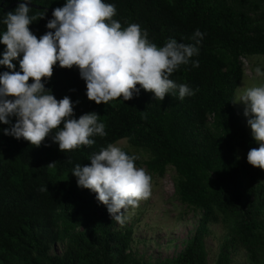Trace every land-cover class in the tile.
Here are the masks:
<instances>
[{
    "label": "trees",
    "instance_id": "obj_1",
    "mask_svg": "<svg viewBox=\"0 0 264 264\" xmlns=\"http://www.w3.org/2000/svg\"><path fill=\"white\" fill-rule=\"evenodd\" d=\"M64 2L31 0L38 10L31 8L28 27L37 38L48 31L52 10ZM105 2L115 5L112 19L122 27L139 24L158 47L168 38L193 43L194 30L204 33L199 55L192 58L199 67L182 65L169 77L187 84L194 95L179 100L167 94L160 101L141 89L128 101L96 105L87 100L75 66L54 65L45 89L57 100L68 96L75 119L97 113L106 135L92 137L91 146L61 152L51 136L34 147L0 131V264H208L205 240L212 225L225 232L214 264H232L238 251L247 264H264V171L246 162L247 152L258 144L233 103L244 77L241 60L264 56V0ZM17 3L0 0V16ZM9 126L0 124V130ZM121 140L145 154L140 160L123 149L150 177L162 179L171 168L175 198L200 216L170 260L133 256V231L118 230L95 194L77 187L71 175L76 164L86 165L92 153ZM56 245L62 253L51 255Z\"/></svg>",
    "mask_w": 264,
    "mask_h": 264
},
{
    "label": "clouds",
    "instance_id": "obj_2",
    "mask_svg": "<svg viewBox=\"0 0 264 264\" xmlns=\"http://www.w3.org/2000/svg\"><path fill=\"white\" fill-rule=\"evenodd\" d=\"M30 4L31 0H18L13 10L0 16V67L7 69L0 72V124L10 125L0 130L3 135L23 139L34 147L51 136L61 152L91 146L92 137L106 135L97 113L75 119L70 98L57 100L45 89L54 65L62 69L75 66L85 84L87 100L96 105L117 98L128 101L141 89L160 101L167 94H176L179 100L194 95L187 84H177L169 77L182 65L199 67L192 59L199 55L204 36L199 29L192 34L193 43L168 38L158 47L139 24L122 27L112 19L116 15L114 4L65 0L62 7L52 10L45 25L48 31L37 38L28 27L34 19L29 15ZM14 61L19 70H14ZM256 73L264 76L259 68ZM233 103L244 105L246 125L258 144L249 149L246 162L264 171V81L243 88ZM136 160L135 155L110 143L92 153L86 165L76 164L71 170L77 187L94 193L111 221L120 225L130 207L136 208L151 195V177L136 166Z\"/></svg>",
    "mask_w": 264,
    "mask_h": 264
},
{
    "label": "rangeland",
    "instance_id": "obj_3",
    "mask_svg": "<svg viewBox=\"0 0 264 264\" xmlns=\"http://www.w3.org/2000/svg\"><path fill=\"white\" fill-rule=\"evenodd\" d=\"M19 58H17L18 61ZM244 77L236 90L235 101L243 88L254 83L264 81V76H258L256 69L264 72V56L241 60ZM14 63V69H18V63ZM235 109L248 132L246 118L243 116L244 105L235 103ZM122 149L136 154L140 160H145V154L135 152L121 140L116 143ZM258 147V145H257ZM175 173L168 168L164 178L151 177V195L148 199L141 200L136 208H129L127 219L123 225L117 223L116 228H130L133 231L131 253L133 256L148 262L170 260L183 248L184 243L190 238L197 222L199 214L180 204L174 195L173 181ZM211 234L205 240L208 264H214L217 257L219 244L225 234L220 225L210 227ZM62 247L54 246L50 254L60 255ZM232 264H247L244 252L238 251L232 257Z\"/></svg>",
    "mask_w": 264,
    "mask_h": 264
},
{
    "label": "water",
    "instance_id": "obj_4",
    "mask_svg": "<svg viewBox=\"0 0 264 264\" xmlns=\"http://www.w3.org/2000/svg\"><path fill=\"white\" fill-rule=\"evenodd\" d=\"M30 8H33V9H36V10H38V7H36V6H33V5H28Z\"/></svg>",
    "mask_w": 264,
    "mask_h": 264
}]
</instances>
